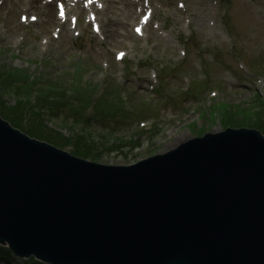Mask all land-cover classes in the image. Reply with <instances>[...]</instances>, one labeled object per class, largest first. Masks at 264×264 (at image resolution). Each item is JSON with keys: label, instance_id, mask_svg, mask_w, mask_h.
<instances>
[{"label": "water", "instance_id": "obj_1", "mask_svg": "<svg viewBox=\"0 0 264 264\" xmlns=\"http://www.w3.org/2000/svg\"><path fill=\"white\" fill-rule=\"evenodd\" d=\"M57 263L264 264V134L101 163L0 115V242Z\"/></svg>", "mask_w": 264, "mask_h": 264}, {"label": "rangeland", "instance_id": "obj_2", "mask_svg": "<svg viewBox=\"0 0 264 264\" xmlns=\"http://www.w3.org/2000/svg\"><path fill=\"white\" fill-rule=\"evenodd\" d=\"M187 1L189 11L192 12L189 22L185 17H174L172 32L158 27L152 28L160 35L154 39H136L134 46L127 49L135 53L134 58H140V63H145L135 73L117 71L111 61L112 51L109 49L122 47L123 39L131 35L133 13L130 19L119 13L123 6L130 5H123L124 2L113 3L101 15L106 34L108 29L112 30L117 24L113 40L107 36L106 42L101 43L86 32L78 39L76 47H70L67 39L63 37L50 38L47 46L44 45L40 37L49 31L50 25L46 26L37 21L26 27L17 20L16 5L6 11L5 4L0 10V79L6 72H13L18 76L30 75L32 83L35 81L33 76H37L36 79L40 81L45 80L34 85L29 84L30 98L21 103L18 111H26L33 104V99H36L39 113L44 114L43 129L59 139L62 144L58 146L68 151L74 145V136L83 135V132H79L84 129L89 130L92 135L88 137L94 139L96 150L91 154L88 152L77 155L101 163H131L166 151L191 136L220 130L225 126L223 119L227 110L232 115L229 126H253L264 134V81L258 82L255 75H262L264 72V44L260 46L256 42L259 37H264V10L261 8L264 0L254 4L249 0H230L231 5L225 10L226 27L219 18L214 17L217 9L211 8L208 0ZM36 9L49 10L53 14L50 3ZM165 18L167 15L163 13L156 20L160 22ZM189 28L193 29L190 37L201 42L203 48L192 45V41L188 40L186 57L176 60L183 48L176 32ZM225 32L235 37L236 44L233 47H229V41L221 37ZM35 34L39 36L36 37ZM18 35H23V38L17 39ZM237 55L245 58L250 73L253 72L252 76L238 70L235 62ZM101 58H106L108 66L102 65ZM146 65L149 71H156L161 65L164 66L158 70L160 82L150 91H158L155 98L147 97L145 85L150 80L147 78ZM78 75L83 81L93 82L88 90L84 84L78 85ZM186 75L191 78L190 87L187 91L180 92L177 87L185 86L183 79ZM121 76L123 77L118 82ZM137 77L142 79V86L134 85ZM121 82L123 86H120ZM18 84V80H12L7 90L3 93L0 91V108L9 114L12 110L9 106L17 102L13 91L21 89ZM38 86L46 91L50 87L57 88L62 100L69 98L73 86L80 90L86 89L90 97L96 100L93 103L90 101L93 107L108 103L118 108L111 102L115 99L114 92L119 94L118 97L124 96L126 101H123L124 107L117 110L116 117L110 121L90 117L92 110L89 104L80 115L71 113L70 106L62 107L55 113L43 110L41 104L57 96L45 95L37 89ZM213 87L217 88L216 96L208 95L209 89ZM64 90L65 94L62 93ZM165 94L168 99L159 103V97ZM224 102H227L225 106L222 105ZM188 107H194V112L183 122L174 123L173 118H178L179 112ZM0 115L2 116L1 111ZM85 118L90 119L85 123ZM249 118L258 124L252 125ZM29 119L26 116L21 119L23 130ZM139 119L147 120L146 125L152 123V128L142 130L138 125ZM56 130L67 138L66 142ZM179 136L185 138L178 140ZM28 263V260L24 261V264ZM0 264L4 263L0 261ZM14 264H19V261Z\"/></svg>", "mask_w": 264, "mask_h": 264}, {"label": "trees", "instance_id": "obj_3", "mask_svg": "<svg viewBox=\"0 0 264 264\" xmlns=\"http://www.w3.org/2000/svg\"><path fill=\"white\" fill-rule=\"evenodd\" d=\"M17 70H19V69H17ZM5 75H7L8 77H4ZM5 75L0 79V91H1V93H3L5 90L8 89V87L11 85L12 80H18L19 81L18 86L21 89L18 91H13V93H15V95H16L17 102H15V104H12L11 106H9L12 109L11 113L9 114L8 112H6L0 108L2 115L4 117H6L7 119H9L12 124L19 126V127L22 125L20 121L24 116L30 118L29 121L31 120V122L29 123V121H28L25 128H24L29 134L40 137V138L47 139L49 141H52L56 144L61 145L62 143L59 139H57L51 133H49L48 131L43 129L44 114L39 113L40 111H39V108L37 106L38 104H37L36 99H34L33 104H31L26 111L23 112L22 109L20 111H18L19 107L21 106V103L23 102L22 98H28V99L30 98L28 92L31 91V87L29 86V84L34 85V83H36V82H45V80L40 81V80L36 79L37 78V76H36V77H34L35 81L32 83V80L29 79L30 75L18 76L17 74H15L13 72L12 73L6 72ZM81 79H80V75H78V77H77L78 85L84 84L86 86L88 83L84 82ZM58 87H60V86H58ZM73 87H72V94H70L69 98L62 100V98L58 94L60 92H58L56 90L57 88L50 87L49 91H46V90L42 89V86H38L37 89L44 92L45 95L57 96L56 98L48 100L44 104H41V108L43 110H49V111H53L56 113V111L58 109L64 107L67 104L72 103L73 109H74L72 112L73 113H75V112L82 113L84 111V109L87 108V105H88L87 102L90 100V98H87L88 97L87 95H90L87 93L88 87L86 86L87 90L86 89L80 90V89H76L75 87L74 88ZM23 94H27V95H23ZM224 105H226V104H224ZM91 108L94 109L93 105H91ZM96 111L94 112V115H96L99 120H102L104 117L107 116L106 115V108L101 109V110H96ZM253 112H255V111H253ZM231 119H232V115H231V113H229V111H227L225 116H224V119H223L225 125L231 124ZM249 120H251L252 125L258 124L254 119L249 118ZM82 132H83V135H77L76 134L75 140H74V149L72 151L76 154H81V155L86 154L88 152H89V154L95 152V150H96L95 141H94V139H92V137L91 138L88 137V136L92 135L91 132L89 130L84 129L83 131H81L79 133H82ZM56 133L60 137L64 138L63 134L59 130H56ZM66 140H67V138H65V141ZM7 253H8V251L5 248V246L3 247L2 245H0V258H6Z\"/></svg>", "mask_w": 264, "mask_h": 264}, {"label": "bare ground", "instance_id": "obj_4", "mask_svg": "<svg viewBox=\"0 0 264 264\" xmlns=\"http://www.w3.org/2000/svg\"><path fill=\"white\" fill-rule=\"evenodd\" d=\"M128 4V3H127ZM126 4V5H127ZM128 5H130V4H128ZM131 7V6H130ZM129 6H123V8H122V10H120V14L121 15H123V16H128V19H130L131 18V16H132V11H131V8H130ZM75 13V12H74ZM45 14V13H44ZM56 19V16H53V15H51L49 18H48V20H49V22H51V21H53V20H55ZM118 24H120V26L123 28L124 27V25L123 24H121V23H119L118 22ZM117 25V24H116ZM116 25H114L113 27H112V30H109L108 29V33H107V35H108V38L110 39V40H113L114 39V35H115V26ZM185 138V136H179L178 137V140H182V139H184Z\"/></svg>", "mask_w": 264, "mask_h": 264}]
</instances>
